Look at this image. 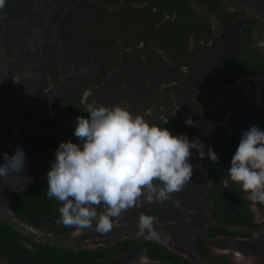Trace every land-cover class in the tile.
Wrapping results in <instances>:
<instances>
[{"label": "flooded vegetation", "instance_id": "flooded-vegetation-1", "mask_svg": "<svg viewBox=\"0 0 264 264\" xmlns=\"http://www.w3.org/2000/svg\"><path fill=\"white\" fill-rule=\"evenodd\" d=\"M10 4L6 0L0 10ZM90 4L93 21L102 22L108 34L126 36L129 45L124 52L133 46L141 51L138 58L141 68L148 67L146 78L137 73L139 67L133 64L137 58L123 57L120 39L109 51L97 50L87 61L73 60L72 48L63 49L59 62L63 65L56 64L55 78L51 62H43V56L36 61L37 55L30 58L25 52L20 63L6 65L10 75L0 77L1 116L9 111L28 114L26 123L25 116L17 115L23 123L13 128L30 131L36 140L29 144L37 143L28 156L36 157V162L26 157L30 179L24 188L15 180L0 184V222L16 230L24 247L10 252L0 245V264H19L5 254H25V259L39 254L36 248L41 245L93 254V260L83 264H233L236 251L246 258L244 264H264V205H248L246 193L228 174L242 133L253 125L264 131V49L258 44L259 30L264 31V0H231L230 7L225 0H117L116 10L103 17L102 1ZM103 18H110L109 26ZM6 30L0 33L2 42ZM134 32L162 37L136 44L131 39ZM253 37L258 38L256 43L246 41ZM11 53L7 47L2 55L5 63ZM66 67L71 68L64 71ZM93 102L125 106L174 136L199 137L205 153L211 148L218 161L213 163L207 155L200 158L191 149V182L167 201L142 198L107 234L94 227L77 232L58 224L59 204L46 194L47 172L60 141L81 145L74 135L76 118L87 117L84 105ZM14 151L6 147L1 154L11 156ZM39 156L47 157L37 161ZM37 183L45 185L34 187ZM236 186L250 217L245 225L228 222L231 209L220 200L222 189ZM17 202L29 206L27 215L15 211ZM144 214L158 218L160 239L138 234V219Z\"/></svg>", "mask_w": 264, "mask_h": 264}, {"label": "clouds", "instance_id": "clouds-1", "mask_svg": "<svg viewBox=\"0 0 264 264\" xmlns=\"http://www.w3.org/2000/svg\"><path fill=\"white\" fill-rule=\"evenodd\" d=\"M4 5L5 0H0V9ZM84 111L88 116L77 117L74 128L81 145L60 141L47 172L46 194L59 204L57 223L77 232L94 227L96 232L107 234L126 212L141 204L142 198L163 202L181 192L193 175L191 149H196L200 158L207 155L213 163L218 161L211 148L205 153L199 137L174 136L125 106L93 102L85 103ZM26 172L22 148L17 147L11 156L3 154L0 184L15 180L24 188L30 179ZM228 174L253 206L264 205V131L258 126L242 133ZM157 223V217L141 215L138 234L160 239ZM233 255L237 264H244L242 253Z\"/></svg>", "mask_w": 264, "mask_h": 264}, {"label": "rangeland", "instance_id": "rangeland-1", "mask_svg": "<svg viewBox=\"0 0 264 264\" xmlns=\"http://www.w3.org/2000/svg\"><path fill=\"white\" fill-rule=\"evenodd\" d=\"M91 1L96 0H11L10 6L4 10H0V33L9 29V31L6 30L8 36H6L5 42H2L0 35V77L10 75L9 71H7L6 65H12V62H14V66L17 65L20 63L21 57L24 56V53L26 52L25 55L30 58H34V56L37 55L36 61L40 59V56H43V62H51L49 68L52 71L53 78H55V72L57 71L56 64L63 65L59 63L61 61L60 53H63V49L72 48L74 54L71 58L73 60L81 59L87 61L89 58L93 59V55L97 50L106 49L109 51L112 44L119 43L120 39L123 45L120 47L122 48L120 51L121 54L126 61H129L132 57L137 58L138 61L133 63L139 67L137 73L140 77L146 78L148 72L146 69L148 67L143 66L141 68L140 59L138 58V56L140 57L139 54L141 51L137 49V46H133V49L128 53L124 52V47L129 45L126 36L119 33L115 36L114 34H108V31L104 29L105 27H103L102 22L93 21L96 18L93 12L90 16L92 7L89 5H92L90 4ZM101 1L102 6L104 7V10H101L102 13L100 12L101 17L108 16L112 10H116V7L114 8V6L117 0ZM225 1L226 7H230L231 0ZM105 11L107 13H104ZM103 19L109 26L110 18L108 20L105 18ZM106 29L109 30L108 28ZM135 33L136 32H134V36L131 35V39L132 43L136 44H142V42L149 44L155 42L154 40L158 37H162L161 35H156V38H153L155 36L151 37L148 34H143V32H141L142 34ZM263 34L264 31L259 30L258 38L260 37V40L258 44L264 49ZM258 38H248L246 41L248 43H256ZM12 39L16 40L12 41ZM130 42L131 41H129V43ZM237 42L239 43L241 41L237 39ZM7 47H10V49L12 48V53L9 57H6L8 61L5 63L2 55L5 54ZM17 48H20L19 54L16 53ZM118 56L119 53L116 52L114 58L118 59ZM129 65H132V63ZM70 68L71 67H66L64 68V71H67ZM44 71H47V69H44ZM117 75H119V73H117ZM1 99L2 96L0 94V101ZM41 113L44 115V111H41ZM17 115L20 117L25 116V123L28 119L27 117H29L28 114L23 115L22 112L12 111L10 113L9 111L4 117L1 116L0 113V155H3L1 154L2 149L6 147L14 150L17 147H20L25 152L26 157H28L34 149V144L36 145L37 143L32 142V144H29L30 141L36 140L30 131L23 133L22 131L13 128V126L17 127V122L23 123L22 119ZM10 116H15V119L11 120L9 118ZM53 119L54 128H57L58 120H56L54 116ZM35 124L36 122L33 120L32 125L35 126ZM39 124L43 125L44 123L42 121L39 122ZM25 146L27 150L25 149ZM45 154L49 155L47 151H45ZM46 157L47 156H39L37 161ZM28 160L30 162H36V157H28ZM0 162H3V159L0 160ZM25 174L27 177L29 176L28 173ZM246 201L248 205L253 206V203L248 198H246ZM259 212L260 209L255 211L257 218H259ZM231 259L233 264L237 263L234 256H231ZM0 262L2 263V261ZM244 263H247V261Z\"/></svg>", "mask_w": 264, "mask_h": 264}, {"label": "trees", "instance_id": "trees-1", "mask_svg": "<svg viewBox=\"0 0 264 264\" xmlns=\"http://www.w3.org/2000/svg\"><path fill=\"white\" fill-rule=\"evenodd\" d=\"M43 185L45 184L37 183L34 184V187H42ZM239 189L238 186L230 189H222L220 200L229 204V208L231 209L232 216L228 217V222L245 225L249 223L250 217L247 213L245 203L242 202ZM28 208L29 206L27 204H22L20 202L15 204V211L20 215H27ZM0 245L4 250L10 252L24 249L22 243L18 240V233L16 230L2 222H0ZM36 251L39 254H28V257H25V259L22 258L25 254L5 255L9 258H14L19 264H83L84 262L93 260V254H78L72 250H66V252L61 248L51 246L41 245L36 248Z\"/></svg>", "mask_w": 264, "mask_h": 264}]
</instances>
